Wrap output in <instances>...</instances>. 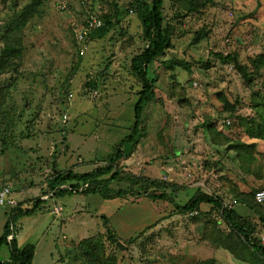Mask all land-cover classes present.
Instances as JSON below:
<instances>
[{
	"label": "rangeland",
	"instance_id": "rangeland-1",
	"mask_svg": "<svg viewBox=\"0 0 264 264\" xmlns=\"http://www.w3.org/2000/svg\"><path fill=\"white\" fill-rule=\"evenodd\" d=\"M39 1L40 14L23 30L18 73L0 74V88L7 86L10 94L0 112V187L11 185L24 209L37 199L46 203L30 216L17 214L18 205L0 207V239L9 223L20 247L35 246L33 264H85L79 244L105 234L106 218L124 247L106 241L105 251L119 264H261L220 210L202 204L189 214L181 207L204 192L260 230L264 204L250 209L255 197L240 200L237 192L256 195L264 189L259 155L264 142L252 136L256 123H247L264 116V78L248 86L233 63L215 54H236L250 68L249 59L264 52V0H214L200 13L178 19L167 1V20L176 27L173 48L149 68V76L158 78L157 97L144 105L142 132L123 144V174L108 182L110 175L101 177L95 181L100 184L72 182L78 191L61 200L47 194L55 162L58 171L91 173L105 167L106 158L131 134L140 86L129 68L145 43L138 0ZM30 2L19 0L14 12L13 0L7 6L0 0V25L15 20ZM115 8L122 22L102 40H90L91 17L104 22ZM200 30L209 32L208 38L190 47ZM84 33L88 38L80 43ZM208 62L211 67L204 66ZM91 82L97 87H87ZM221 92L231 105L240 101L232 116L223 112ZM253 101L262 105L253 108ZM207 118L220 136L201 127ZM230 141L256 145L251 172L228 150ZM133 175L175 184L180 193L155 190L166 198L154 199L143 194ZM93 186L100 191L82 194ZM9 258L10 246H1L0 261Z\"/></svg>",
	"mask_w": 264,
	"mask_h": 264
},
{
	"label": "trees",
	"instance_id": "trees-1",
	"mask_svg": "<svg viewBox=\"0 0 264 264\" xmlns=\"http://www.w3.org/2000/svg\"><path fill=\"white\" fill-rule=\"evenodd\" d=\"M10 0H1L5 6L8 5ZM13 11L17 9L19 0H13ZM169 1L171 8L177 10L175 19L187 16H194L205 9L207 5L212 4L214 0H138L137 1V15L142 27L141 41L145 43L143 50L132 58L130 65L131 76L138 82L140 90L138 91V101L135 104V124L131 128V134L119 144L115 152L110 155L107 159L108 164L105 167L98 168L91 173L78 175L74 171L69 170L67 172H62L57 170L56 162L53 165V176L47 180L48 191L47 194H51L52 199L61 200L67 195H72L73 192L78 191L79 185L75 186L72 182H83L92 183L97 181L101 177L110 175L108 180H118L121 174H123V169L120 166V162L125 157L124 142H134L136 137L142 132V116L144 113V105L148 102L156 99V84L158 78H152L149 76L150 66L159 61L162 57H165L167 52L173 48V38L175 36L176 27L170 24L167 20L165 14V4ZM41 1L31 0L29 4L21 8V13H18L17 18L7 23L4 27L0 25V30L2 31V36L0 38V43L3 46L0 47V74H6L9 72L18 73L20 64L19 60L24 53V42H23V30L27 25L35 18L36 15L40 14ZM122 14L117 8H115L114 14L104 15L105 21L101 27L92 30L89 34L90 40H102L105 38L115 26L122 22ZM209 32L200 30L197 31L190 43V47L199 45L202 41L208 38ZM88 38V37H87ZM219 60L225 64L233 63L240 74L243 82L250 86L255 80L260 82L264 78V52L249 59L250 68L243 65L239 58L235 57L236 54H228L226 56L221 53L215 54ZM166 63V62H163ZM205 67H211V63L208 62L204 65ZM109 68L106 67L105 71ZM89 88H96L97 84L91 82L87 84ZM10 96L9 89L7 86L0 88V112L7 105V99ZM220 101H224L223 112H228L235 114L237 106L240 104L239 100H236L235 104L231 105L226 96L221 92L217 94ZM186 100H181L184 105H187ZM253 108L258 105H262V102L253 101ZM248 125L256 123V127L250 128L252 136L254 138L260 139L264 142V116L260 117V121L257 123L255 119H247ZM206 129L207 133L211 136H220L216 132L214 121L207 118L202 126ZM226 137H223L225 140ZM214 140V138L212 137ZM228 141L229 139L226 138ZM215 144H217L216 140ZM226 141V140H225ZM233 146H229V151H235L241 166L245 168L248 167L247 172H251V165L256 159V145H247L240 141H230ZM226 143V142H225ZM255 151V152H253ZM254 154V155H253ZM264 159V152L259 154ZM132 181L136 184H140V190H142L145 195H152L154 199L165 200L166 193L157 195L153 192L155 190L173 189L174 193L177 195L180 193L179 188L175 184H169L163 180H153L146 177L133 175ZM101 183V182H95ZM69 185V187H68ZM264 190V189H262ZM98 191L94 186L89 188L82 194H96ZM261 191V190H259ZM248 196L252 198L255 197V205H251L250 209L257 210L255 206L263 205L258 203L256 200L255 191L249 195H245L241 192H237L238 199H246ZM32 203V204H31ZM31 206L28 209H24L21 204L16 208L17 214L21 216H30L35 214L37 211H42L45 209L44 204L46 203L42 199H37L31 202ZM202 204H207L214 206V208L221 211V216L227 223L229 228L233 233L237 234L245 246L246 251L250 257L257 263L264 264V250L259 242V232L264 230V217H262V225L260 230L255 231V227L252 226L246 219L240 216L236 211L230 210L223 206V202L216 198L214 195L206 194L204 192L198 193L196 196L192 197L184 206L181 207L185 213H194L198 211ZM54 205V203H53ZM178 209L180 206H177ZM48 210V209H47ZM261 213V212H260ZM262 214V213H261ZM104 226L106 228L105 234H99L95 237L85 239L80 242L79 248L81 254L85 259V264H119L117 256L115 254H106L105 242H110L112 245L119 243L120 239L117 234L109 225V220L104 218ZM13 235V231L10 224H6L4 235L0 239V247L3 245L10 246V261L2 262L0 264H33L36 249L34 245H27L20 248L18 239L14 238L9 242L8 236ZM80 258V257H78ZM208 264V263H199ZM212 264V263H210Z\"/></svg>",
	"mask_w": 264,
	"mask_h": 264
},
{
	"label": "built area",
	"instance_id": "built-area-1",
	"mask_svg": "<svg viewBox=\"0 0 264 264\" xmlns=\"http://www.w3.org/2000/svg\"><path fill=\"white\" fill-rule=\"evenodd\" d=\"M74 1V0H69ZM103 25L102 20H100L98 17L92 16L91 19L88 21L87 24V30L91 33L92 30L97 29L98 27H101ZM88 34L86 33L81 34L79 36V42L85 43L87 40ZM87 51V49L84 47L82 54H84ZM97 95V93H96ZM256 200L258 203L263 204L264 203V190L258 191L256 193ZM18 205V200L15 198L13 187L11 185H4L0 187V207H10L15 208ZM55 214H58L59 211L56 209ZM192 214V213H191ZM15 238V235L8 236L9 242L12 241ZM259 242L261 244L262 249L264 250V230L259 232Z\"/></svg>",
	"mask_w": 264,
	"mask_h": 264
},
{
	"label": "water",
	"instance_id": "water-1",
	"mask_svg": "<svg viewBox=\"0 0 264 264\" xmlns=\"http://www.w3.org/2000/svg\"><path fill=\"white\" fill-rule=\"evenodd\" d=\"M120 248H123L124 246L121 244V242H119L118 244H117Z\"/></svg>",
	"mask_w": 264,
	"mask_h": 264
},
{
	"label": "crops",
	"instance_id": "crops-1",
	"mask_svg": "<svg viewBox=\"0 0 264 264\" xmlns=\"http://www.w3.org/2000/svg\"><path fill=\"white\" fill-rule=\"evenodd\" d=\"M55 214V213H54ZM25 246V245H24ZM20 248H23V247H20ZM36 254V253H35ZM35 258V257H34ZM9 260H10V258H9ZM34 261V260H33Z\"/></svg>",
	"mask_w": 264,
	"mask_h": 264
}]
</instances>
